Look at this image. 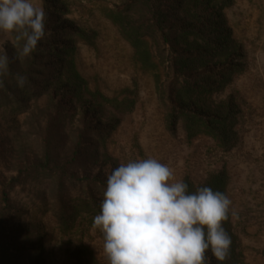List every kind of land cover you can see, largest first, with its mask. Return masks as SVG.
<instances>
[{
	"label": "trees",
	"instance_id": "obj_1",
	"mask_svg": "<svg viewBox=\"0 0 264 264\" xmlns=\"http://www.w3.org/2000/svg\"><path fill=\"white\" fill-rule=\"evenodd\" d=\"M46 13L45 36L28 57L19 58L13 34L4 47L10 58L0 76V158L16 157L15 173L0 172V264H48V214L63 236H79L99 214L106 178L118 167L108 153L112 135L137 104L134 89L108 97L91 89L79 73L78 44L93 47L97 36L68 19L65 0H40ZM99 1V0H98ZM235 0H116L102 16L132 50L140 73L149 75L165 107L164 128L181 130L186 143L203 137L222 153L238 143L241 106L226 94L247 69V56L228 24ZM17 74L27 83L20 87ZM190 192L208 186L228 197L225 166L200 182L183 178ZM30 187L28 204L11 194ZM223 227L232 240L223 262L244 264L231 213ZM264 260V251L262 252ZM63 264H96L81 237L68 242Z\"/></svg>",
	"mask_w": 264,
	"mask_h": 264
},
{
	"label": "rangeland",
	"instance_id": "obj_2",
	"mask_svg": "<svg viewBox=\"0 0 264 264\" xmlns=\"http://www.w3.org/2000/svg\"><path fill=\"white\" fill-rule=\"evenodd\" d=\"M68 19L87 31L97 33L94 46L80 43L75 55L79 73L91 89L97 88L112 97L122 89L136 90L135 111L123 118L112 135L108 153L118 166L130 160L153 157L171 167L177 179L188 177L200 182L204 175L221 166L230 177L228 198L238 218L232 223L238 236L244 264H264V0H235L226 11L234 38L246 52L247 69L236 78L226 94H235L241 106L237 146L228 153L217 150L203 137L186 143L181 130L170 136L164 128L165 107L158 99L149 75L140 73L132 61V50L103 18L102 10L116 0H65ZM41 6L40 0H33ZM10 33L0 32V40L8 41ZM2 129H0L1 133ZM16 157L0 158V172L4 176L15 173ZM30 187L17 188L11 198L18 204H28ZM45 248L48 264H63L68 242L81 237L91 248L96 264H108L103 252V234L93 224L82 235L60 234L47 214Z\"/></svg>",
	"mask_w": 264,
	"mask_h": 264
},
{
	"label": "clouds",
	"instance_id": "obj_3",
	"mask_svg": "<svg viewBox=\"0 0 264 264\" xmlns=\"http://www.w3.org/2000/svg\"><path fill=\"white\" fill-rule=\"evenodd\" d=\"M46 13L33 0H0V32L13 34L18 57H28L45 36ZM0 40V76L10 58ZM17 84L27 83L17 74ZM2 85V81H0ZM232 201L202 186L190 192L174 170L153 157L130 160L111 170L93 228L103 234L108 264H210L223 262L232 240L223 223Z\"/></svg>",
	"mask_w": 264,
	"mask_h": 264
}]
</instances>
